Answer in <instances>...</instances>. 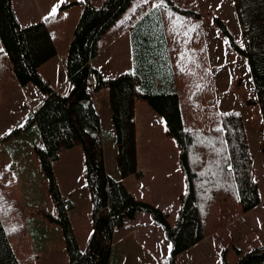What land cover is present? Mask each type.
I'll return each instance as SVG.
<instances>
[{
	"label": "trees",
	"instance_id": "trees-1",
	"mask_svg": "<svg viewBox=\"0 0 264 264\" xmlns=\"http://www.w3.org/2000/svg\"><path fill=\"white\" fill-rule=\"evenodd\" d=\"M134 1L104 0L96 6L92 0H82L65 58L71 89L64 94L39 70L62 43L63 7L43 20L23 24L13 0H0V97L8 84L10 66L21 85L33 83L44 96L20 129L28 130L36 123L40 131L43 146L36 147V152L57 205L55 219L62 227L70 264H110L116 230L138 211L159 221L170 243L168 259L156 264H176L178 254L218 226L222 207L238 217L261 201L243 117L218 107L198 10L178 0H163L162 4L161 0L157 4L143 0L124 23L132 27L133 69L104 78L92 65L101 37ZM234 2L246 42L238 49L248 60L264 124V0ZM102 86L109 89L120 179L105 167L101 121L93 100V92ZM136 99L147 101L163 118L166 134L177 143L185 188L174 225L167 212L138 199L122 180L142 174L138 171ZM75 144L82 146L92 204V232L84 250L79 247L68 202L61 196L52 165L62 149ZM35 262L18 180L9 170L0 174V264ZM235 264H264V246L244 253Z\"/></svg>",
	"mask_w": 264,
	"mask_h": 264
},
{
	"label": "rangeland",
	"instance_id": "rangeland-1",
	"mask_svg": "<svg viewBox=\"0 0 264 264\" xmlns=\"http://www.w3.org/2000/svg\"><path fill=\"white\" fill-rule=\"evenodd\" d=\"M103 1L93 0V3L100 6ZM178 1L181 3L183 1L185 5L200 12V24L206 39L218 107L225 112L236 111L243 117L251 154L255 161L254 178L260 179L258 184L259 190L261 189L263 193V201L251 210L240 213L238 217L232 216L228 208L222 207L218 226L199 243L178 254L175 263L223 264L226 261L228 264H235L244 253L255 247L264 246L263 119L248 60L238 49V47H245L246 42L234 0ZM142 2L143 0H135L132 3L127 9L129 12L127 11L128 13L124 15V17L127 16L124 23ZM153 2L156 3L157 0H153ZM82 9V0L63 7L66 23L62 43L58 48L57 58L60 63L57 58L55 59V63H58L56 65H60V67L55 69L53 75L47 76L52 85L64 94L69 93L71 84L68 82L65 67L61 62V55L68 46V41L73 35ZM37 17L36 13L27 14L30 21H37L31 20L37 19ZM223 25L231 33L232 39L224 31ZM118 29V33H121L126 27ZM109 36L110 33L106 35V38ZM123 38V42L127 38V48H125L126 43L118 46L117 42L107 55L104 52L100 53L94 62L104 78L115 77L121 72L129 71L132 67L128 33ZM62 61L64 63L65 59ZM9 69L7 85L11 87L15 84L20 85L13 67L10 66ZM38 95L43 96L33 83H29L27 87H20L19 100H16L17 97L0 104V174L10 170L17 177L29 245L36 257L35 264H70L63 230L55 219L58 216L57 205L49 188V179L43 171L36 152V147L43 146L40 131L36 123L28 130L20 129L25 124V120H19L20 112L28 114L35 109L38 106ZM93 100L102 113V137L106 147L107 169L110 173H114V169L119 172L115 157L117 143L111 121L108 87L102 86L95 90ZM135 103L139 107V116L141 117L143 112L145 113V120L141 121L139 125L140 147L138 153V163L145 174L132 175V181H128V184L138 199L150 202L163 211H169L168 220L171 225H174L178 215L180 197L176 195L178 191H184L185 185H179L177 174L169 177L164 168L160 169V165H163L162 162L167 165L171 164L170 158L174 159L176 151L178 152L177 143L174 137L166 134L163 118L149 107L147 101L136 99ZM143 103L147 107L142 109L140 106ZM149 110L157 119L149 115ZM162 129L164 134H161ZM153 130L157 136L154 135L155 133L152 134ZM161 135H164L165 139L168 138L167 142L160 139ZM154 143L172 149L173 152L170 151L169 157L160 160L157 153H153L157 151ZM52 165L61 196L68 202L67 213L71 222L72 215H74L76 225L74 231L75 235L77 233L79 247L84 250L92 229V204L86 182L85 161L81 144L62 149ZM138 213L142 216L137 220L138 224L151 236L149 245L139 248L130 245V249H128V246L124 244L122 252L118 248L113 249L110 264H156L167 259L170 243L164 234L161 223L145 211ZM145 216H148V219L144 218ZM129 228V225L125 224L121 228V233Z\"/></svg>",
	"mask_w": 264,
	"mask_h": 264
},
{
	"label": "crops",
	"instance_id": "crops-1",
	"mask_svg": "<svg viewBox=\"0 0 264 264\" xmlns=\"http://www.w3.org/2000/svg\"><path fill=\"white\" fill-rule=\"evenodd\" d=\"M76 1L77 0H59V1H56V2H54L53 0H13V5H14V8L16 10V13H17L20 21L23 24H29V23H34V22L43 20L48 14L52 13V9H53L54 6H56V11H57L59 8L66 7L68 4H70L72 2H76ZM92 2H93V0H92ZM152 2H153V0H152ZM157 3H158V0L154 4H157ZM127 11L128 10H126V12L121 16L122 17V20H120V18H121L120 17L114 23V25L111 28H109L104 33V35L101 37V39H100V43L101 44H99L100 45V47H99L100 50H99V53L97 54V56L92 60V65L95 66L94 62L98 58V55L100 53H103L104 52L107 55L109 53L108 51H110L111 47L113 45H115L117 42H118V46L124 45L126 43L125 48H127L128 47L127 46L128 45L127 44V38L125 39L126 41H124V42L122 41V39H124L123 36L126 33H128L129 40H130V46H131V56H132V58H131V60H132V67H131L130 70L133 69V67H134V57H133L132 37H131L132 27H126V29L124 31H122L121 33H118V31H119L118 28L124 27V24H123L124 21H125L124 19L127 17V16L124 17V15H126L129 12V11L128 12ZM33 13H36L38 17H37V19H31V20H37V21H30V19L27 18V14L32 15ZM109 33H110V36L108 38H106V35L109 34ZM69 42L70 41H68V45H69ZM2 48H3V46H2V43H1L0 44V49H2ZM67 48H68V46L66 47V49L63 51V53L61 55V58L63 60L66 58ZM58 53H59V50L56 53V57L54 55L48 61H46L45 63H43L40 66V68H39V70L42 73V75L45 78H47L49 81H50V79L47 76L53 75V72L56 71L55 69L60 67V65H56L58 63H55V59L57 58ZM62 59H61V62L63 64V66L65 67V62L63 63ZM58 62L60 63V60L59 59H58ZM65 73H66V71H65ZM10 87L11 86H8L7 85V87L3 91L2 96H1V99H0V104L9 102V101H11V100H13L14 98H17V97L18 98L16 100H19V96H18L19 95V89H20V87L21 88L27 87V84L26 85H21V84L18 85V84H15L13 87H11V88ZM43 98H44V96L40 97V95H38V99H37L38 100L37 101L38 104L43 100ZM16 100H15V102H16ZM145 105L146 104L143 103V104H141L140 107L143 109V107H147ZM96 108H97L98 113H99V116H100L101 128H102V133H103V121H102V117H101V114L102 113H101V111H99L100 109L97 106H96ZM138 108H139L138 105L135 103V123H136L137 156H139L138 153H139V147H140V134H139V128H140V126L139 125H140L141 121H144L145 120V118H144L145 117V113L143 112V116L140 117L139 116V113H138ZM26 115L27 114H21V112H20L19 120L20 121H24ZM149 115L152 116V117H156L155 115L153 116L151 110H149ZM156 119H157V117H156ZM244 125H245V123H244ZM109 128H110V126H109ZM245 129H246V126H245ZM153 133H155L154 130L152 131V134ZM161 134H164V130L163 129H162ZM154 135H156V133ZM163 136L164 135H161V138L160 139L161 140H164V142H167V139L168 138L165 139ZM168 143H171V142H168ZM103 145H104V143H103ZM154 145H155V143H154ZM155 146H156V150L157 151L156 152L154 151L153 153H157L156 155H158V159H160V160H161V158L169 157L171 155L170 151L173 152L172 149H167L165 147H161V145L159 143L156 144ZM175 154H176V156H174V159H171L170 158L171 164L170 165H167V164H165V163L162 162L163 165H160V169L164 168L165 171H166L165 173L169 177L172 176V175H175V173H176L177 174V177L176 178L178 180V184L179 185L182 184V186H184L185 185L184 177H183L182 172H181L180 167H179V152L176 151ZM111 156H113V155L111 154ZM115 157H116V154H115ZM104 161H105V167H106L107 172L111 176H113L114 178L120 179L121 178L120 177V173L116 169H114V173H110L108 171V169H107V155H106V147L105 146H104ZM254 166H255V161H254V158H253V173H255ZM138 171H140L142 174H145V171H142V169H140V164L139 163H138ZM255 179L259 183V180L260 179H258V177L255 178ZM122 180L124 181V183L126 184V186L132 191V189L129 187V184H128V181L129 182L132 181V175H130V176L126 177V178H123ZM260 188H261V186H260ZM181 193L182 192L178 191L176 196L179 197ZM262 197H263V193H262V191L260 189V198H261L260 203H262V201H263V198ZM138 212H136V214L134 215L133 218L128 219V222H126L127 221L126 220L124 222V224L120 228H118L116 230V232L114 234V242H113V247H112V254H113V249H116V248H118V250L120 252H122L123 251L124 244H126L128 246V249H130V245L131 246H134L136 248L145 247V246L149 245V243H150L149 240L151 239V236L149 235L148 232H146L145 230H143V227L140 226V224H138L137 220H139V217H142ZM165 212H167L169 214V211H165ZM169 216H170V214H169ZM144 218H147L148 219V216H145ZM72 224H73V227L75 229L76 228V225H75V222H74V215H72ZM125 224L129 225L130 228L128 230L124 231L123 233H121V231H122L121 228ZM91 232H92V229H91ZM76 235H77V233H76ZM118 237H119V239H117ZM112 254H111V259H112ZM111 259H110V262H111ZM167 259H168V256H167Z\"/></svg>",
	"mask_w": 264,
	"mask_h": 264
},
{
	"label": "snow or ice",
	"instance_id": "snow-or-ice-1",
	"mask_svg": "<svg viewBox=\"0 0 264 264\" xmlns=\"http://www.w3.org/2000/svg\"><path fill=\"white\" fill-rule=\"evenodd\" d=\"M144 2L146 3L147 2V0H144ZM163 3V0H161V4ZM157 7H159V6H161V5H156ZM55 12H56V6H54L53 7V9H52V13H50V14H55ZM225 43H227V40H225Z\"/></svg>",
	"mask_w": 264,
	"mask_h": 264
}]
</instances>
